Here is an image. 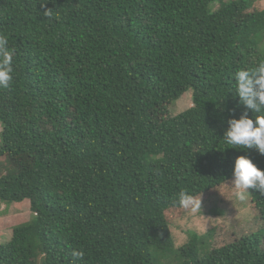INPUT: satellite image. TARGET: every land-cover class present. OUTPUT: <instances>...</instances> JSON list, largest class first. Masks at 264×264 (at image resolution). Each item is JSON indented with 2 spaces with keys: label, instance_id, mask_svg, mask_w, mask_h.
Segmentation results:
<instances>
[{
  "label": "trees",
  "instance_id": "obj_1",
  "mask_svg": "<svg viewBox=\"0 0 264 264\" xmlns=\"http://www.w3.org/2000/svg\"><path fill=\"white\" fill-rule=\"evenodd\" d=\"M256 1L0 0L14 49L0 88V201L29 211L0 264H73V249L85 253L77 264H264L256 189L232 241L213 244L212 228L176 246L169 226L182 191L235 197L237 156L264 170V155L223 139L229 118L256 115L234 80L264 62ZM188 90L192 105L171 115Z\"/></svg>",
  "mask_w": 264,
  "mask_h": 264
},
{
  "label": "clouds",
  "instance_id": "obj_2",
  "mask_svg": "<svg viewBox=\"0 0 264 264\" xmlns=\"http://www.w3.org/2000/svg\"><path fill=\"white\" fill-rule=\"evenodd\" d=\"M44 3V2H43ZM43 3L41 5L43 6ZM44 15L52 16L50 9L44 10ZM14 49L9 48L7 36L0 33V88H7L13 79ZM235 96L239 101L256 115L250 117L247 111L238 118L227 120V127L223 132V139L227 145L240 149H255L264 155V62L253 68H241L234 74ZM232 185L234 196L239 201L247 199L249 189H256L264 193V170L257 167L253 161L245 156H237L232 170ZM179 206L197 213L201 210L202 198L182 191L179 194ZM84 251L73 249L71 256L73 264L83 260Z\"/></svg>",
  "mask_w": 264,
  "mask_h": 264
},
{
  "label": "rangeland",
  "instance_id": "obj_3",
  "mask_svg": "<svg viewBox=\"0 0 264 264\" xmlns=\"http://www.w3.org/2000/svg\"><path fill=\"white\" fill-rule=\"evenodd\" d=\"M255 6L257 8L264 7V0L256 1ZM191 91L188 90L187 94L169 107L168 112L171 115L192 105L191 94H189ZM233 190L234 187L230 192ZM248 199L249 196L245 201H239L235 197L229 199L224 190H219L202 201L199 212L192 213L186 209L182 213L178 212L176 218L172 217L173 220L169 223L172 239L176 246H181L188 241L189 232L203 234L212 228H214L212 242L215 245L236 239L243 232L240 225L251 218V202H247ZM26 204V201L9 204L0 201V244L10 239V232L16 223L29 217V211L25 209Z\"/></svg>",
  "mask_w": 264,
  "mask_h": 264
}]
</instances>
